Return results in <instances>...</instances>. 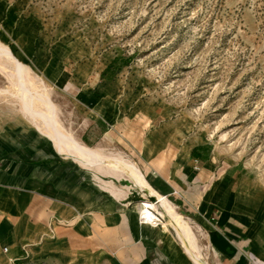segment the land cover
Segmentation results:
<instances>
[{
  "label": "rangeland",
  "instance_id": "1",
  "mask_svg": "<svg viewBox=\"0 0 264 264\" xmlns=\"http://www.w3.org/2000/svg\"><path fill=\"white\" fill-rule=\"evenodd\" d=\"M2 1L13 16L0 26V42L29 67L41 95L38 101L28 98L31 110L22 109L10 95L18 88L9 67L0 64V130L19 122L28 130L25 141L40 139L56 152L36 112L46 116L49 101L58 125L82 142L78 118L84 111L61 81L93 85L116 58L118 75L104 88L117 111L111 138L93 147L130 160L156 195H143L128 174L117 180L100 176L130 193L127 198L135 200L139 213L141 208L160 213L163 224L168 219L160 203L170 204L192 226L204 259L220 264L190 200L195 191L185 184L187 156L195 144L208 143L219 174L238 169L239 181L264 197V0ZM50 154L49 172L63 180L65 189L90 185L98 200L116 201L81 167L71 176L68 168L78 165L71 159L64 158L67 168L59 169ZM25 211L7 214L0 230V264H135L131 247L121 246L107 228L78 231L75 219L50 214L33 215L42 222L30 223ZM13 225L22 230L17 240L5 237ZM165 227L177 236L171 225ZM13 242L23 245V253H16Z\"/></svg>",
  "mask_w": 264,
  "mask_h": 264
},
{
  "label": "crops",
  "instance_id": "2",
  "mask_svg": "<svg viewBox=\"0 0 264 264\" xmlns=\"http://www.w3.org/2000/svg\"><path fill=\"white\" fill-rule=\"evenodd\" d=\"M12 16L10 6L0 0V26L8 24ZM108 65L101 71V81H95L93 85L89 83L85 86L80 81H61V86L67 90L75 105L84 111L78 118L79 139L90 147L101 139L111 138L117 114L104 88L114 82L121 66L118 62L110 67ZM27 132V129L20 127L19 122L10 121L1 126L0 230L6 223L8 213L22 214L28 209L29 212H25L30 223L42 222L33 215L50 214L61 220L67 217L75 219L78 231L109 229L116 234L121 246L131 247L135 264H195L170 228L141 221L138 204L127 198L130 193L120 190L118 195H113L111 190L101 186L97 177H101L103 172H96L95 167L86 168L60 153L49 139L51 146L63 158L40 139L25 141ZM49 152L50 157L55 158L53 162L56 168H67L63 163L64 158L71 159L78 164L68 168L71 176L79 174L81 167L116 201L98 200L96 189L90 185L87 188L72 185L65 189L63 180L56 176L54 178L53 172H49ZM187 163L185 176L188 179L185 184L188 189L195 191L194 195H190V200L196 205L207 243L218 263L264 264V197H258L243 181H239L238 169L229 167L219 174V165L212 159L208 143L192 146ZM21 231V228L13 225L5 237L17 240ZM12 244L17 246L16 253H23L21 243Z\"/></svg>",
  "mask_w": 264,
  "mask_h": 264
},
{
  "label": "bare ground",
  "instance_id": "3",
  "mask_svg": "<svg viewBox=\"0 0 264 264\" xmlns=\"http://www.w3.org/2000/svg\"><path fill=\"white\" fill-rule=\"evenodd\" d=\"M0 64H2V66L4 67H9L10 78H14V85L18 88V90H16L15 92H11L14 94H10L9 92L8 93L11 96L13 95L15 98H17L22 109L26 111L31 110V105L28 102V98L35 97L36 99L34 98V100H37V97H39V94L41 95V93H39L38 89L34 88V85L37 82L34 80V76L31 74L29 67L21 60H19L8 48V46L2 44L1 42ZM38 82L43 83L42 81ZM39 99L43 101V98ZM46 104H48L50 107V110L48 108L49 113L46 116L41 111H36V109L34 111L37 112L38 116L44 118L43 120H45V129L53 140V145H55V147L60 152L64 153L65 155L72 156L76 161H78V163H81V165L86 168L95 167L100 172L111 174L112 177L116 176L120 179L124 174H128L133 179V182L138 185V189L143 193V195H147L149 197H153L156 195L154 192H152V188H148V183L142 177L136 166H134L135 164H132L130 160L120 154H107L99 148L90 147L82 142L77 141L72 134L67 133L62 129V125V128L58 125V118L56 113L57 109L55 110V107L52 105V103L48 101L46 102ZM37 124L39 123L37 122ZM97 177L105 188L111 190V192L115 195H118L121 189L114 186L112 184L113 181H106L99 176ZM160 202L161 201H159L158 203ZM169 205L160 203L162 209L161 212L166 215L168 219L167 223L163 225H171L173 227V229L176 231L175 233L180 239L179 242H181L182 245L186 248V252L195 262V264H209L200 252V246L197 242L198 240L192 226L173 208L170 207L169 209L167 207ZM147 207H149V205H147ZM140 212L142 213L146 221L154 222V215L150 209L141 208Z\"/></svg>",
  "mask_w": 264,
  "mask_h": 264
},
{
  "label": "built area",
  "instance_id": "4",
  "mask_svg": "<svg viewBox=\"0 0 264 264\" xmlns=\"http://www.w3.org/2000/svg\"><path fill=\"white\" fill-rule=\"evenodd\" d=\"M0 111H1V109H0ZM151 210H153L152 208H151ZM154 211V210H153ZM155 212V211H154ZM162 215L160 214V213H157V212H155V215H154V222H151V221H146L145 219H144V217H143V215H142V213L140 212V219H141V221L143 222V223H148V224H152V225H161V226H163V222H162ZM4 251L5 252H8L9 251V247L8 246H5L4 247Z\"/></svg>",
  "mask_w": 264,
  "mask_h": 264
},
{
  "label": "trees",
  "instance_id": "5",
  "mask_svg": "<svg viewBox=\"0 0 264 264\" xmlns=\"http://www.w3.org/2000/svg\"><path fill=\"white\" fill-rule=\"evenodd\" d=\"M116 60H117V59L114 58V59L112 60V62L109 63L108 67L112 66L114 63H117Z\"/></svg>",
  "mask_w": 264,
  "mask_h": 264
}]
</instances>
